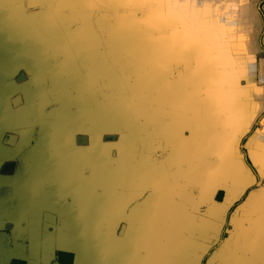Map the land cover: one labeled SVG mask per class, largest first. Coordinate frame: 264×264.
Returning a JSON list of instances; mask_svg holds the SVG:
<instances>
[{"label": "water", "instance_id": "1", "mask_svg": "<svg viewBox=\"0 0 264 264\" xmlns=\"http://www.w3.org/2000/svg\"><path fill=\"white\" fill-rule=\"evenodd\" d=\"M249 2L195 0V5L189 7L183 0L172 5L146 0H0V36L26 39L5 42H11L17 52H29L34 69L42 68V49L46 48L49 61H44L49 66L48 78L56 81L50 82V93L59 92L60 96L57 103L60 112L53 110L48 115L51 130L64 131L68 127L66 130L96 131L99 144L102 137L108 141L99 147V156L104 158L99 165L108 164L115 175L109 181L101 180L100 176L97 180L98 243L79 245L74 251H44L42 260L44 253L50 254L47 264L53 263L56 252L72 254V264L111 261L123 264L148 258L154 253L155 223H164L161 227L168 232L162 245L167 248L165 256L170 257L169 234L173 228L170 223L175 225L178 221L171 213L158 221L151 213L149 218L147 215L128 218L135 209L132 210L131 203L127 204L124 194V168L141 162L145 151L154 154L147 142L136 139L138 135L145 134L147 139L161 130L176 132L178 123H171L172 116L167 121L158 117V113L170 115V104L162 109L159 103L173 101L175 89L182 90L197 107L202 90H196V86L204 84V79L230 84L235 82V72L236 82L238 76H244L248 67L237 65L230 56L238 52L242 41L248 40L245 39L248 33L244 31L249 29L243 26L249 25L246 23L249 18L255 19L254 10L245 11L250 10ZM12 8L16 11L14 18ZM230 31H238L239 38L229 39ZM96 55L99 59L94 58ZM61 63L65 73H52L51 69ZM76 88L80 95H75ZM58 113L65 116L69 113L71 122L57 123ZM219 127L221 122L217 123ZM174 146L170 138L161 148L162 156ZM110 151L111 155L103 157ZM143 160L142 157V164L152 166V160L148 163ZM87 181L84 177L83 182ZM87 209L91 217L90 205ZM82 221L86 225H83L81 242L84 239L93 242L89 220ZM130 225L138 231L134 236L129 235ZM28 258L32 259V255L26 251L8 252L0 264H10L13 260L29 264Z\"/></svg>", "mask_w": 264, "mask_h": 264}, {"label": "crops", "instance_id": "2", "mask_svg": "<svg viewBox=\"0 0 264 264\" xmlns=\"http://www.w3.org/2000/svg\"><path fill=\"white\" fill-rule=\"evenodd\" d=\"M259 1L263 0H254V4L258 6ZM245 11L253 12L252 9ZM261 11L260 20L249 18L246 21L249 25L243 26L249 29L244 31V34L248 33L245 38L247 41L255 36V29H264V7ZM15 13V8H12L13 18ZM6 39L22 42L26 40L13 35ZM6 39L0 36V75L5 76V79L0 77L1 105L10 107L20 104L26 108V114L20 117L22 124L19 127L26 128L28 125V131H35L39 127L43 132H55L51 130L48 115L53 110L60 112L57 104L60 102L59 92L50 93V82L56 81L48 78V70L31 67L33 61L29 52L13 50L11 42H5ZM261 43L264 47V35ZM261 54L259 57L254 48L233 53L230 57L237 65L248 67L244 71V79L238 76L236 82L237 72L234 73L235 82L230 84L211 83L209 78L204 79V84L196 86V90H202V100L197 107L179 88L175 89L173 101H160L159 107L164 109L170 104L172 110L170 115L158 113V117L163 121L173 117L171 123H178L174 129L176 132L172 133L170 129L165 132L161 130L147 139L145 134L144 137L138 135L136 139L142 138L154 152L150 154L145 151L142 155L146 160L143 161L152 160V166L142 164V157L138 164L126 166L122 175V186L128 198L127 204L131 203L134 207L132 210L135 209L128 218H145V215L149 218L151 213L155 215L154 220L158 221L164 214L171 213L179 224L170 223L173 228L169 234L168 250L172 252L169 258L164 254V249L167 248L162 245L163 237H167L168 232L161 227L164 223H155L154 226L157 227L152 231L155 243V248H152L153 256L123 264H235L237 261L241 264H264V52ZM19 66H23L24 70ZM18 68L19 73L23 72L26 79L21 87L11 88L12 77ZM39 79L44 80V83L36 84ZM38 87L45 91L46 97L50 96L40 104V97L34 96ZM18 89L20 94H16ZM68 114L65 116L58 113L57 123L68 125L71 122ZM7 120L11 119L5 116L2 126ZM218 122H221L219 128ZM16 127L18 126H14ZM67 128L57 132L82 133L81 129L75 131L66 130ZM86 133L88 157L82 164L85 165L82 167L83 172L79 171L81 180L84 177L85 180L91 179L94 171L97 180L99 176L101 180L112 179L115 175L109 165H99V147L103 145L98 142V133L96 132V144L93 143L95 137L92 136L90 142L89 132ZM170 138L175 146L168 155L162 156L161 148L168 144ZM61 139L64 143L66 137L65 140L63 137ZM68 140H72V137L69 136ZM61 148L65 149L64 146ZM70 157L72 161L73 157ZM150 203L153 205H149ZM2 219L0 217V221ZM69 220L66 219L68 222ZM80 222L83 223L82 220ZM92 224L91 221L89 235L97 239V232H93ZM130 227L129 235L137 234L134 226ZM76 242L78 244V240ZM31 248L25 247L18 251H26L31 255ZM61 249L74 251L76 246L65 245ZM18 251L11 252L17 254Z\"/></svg>", "mask_w": 264, "mask_h": 264}, {"label": "flooded vegetation", "instance_id": "3", "mask_svg": "<svg viewBox=\"0 0 264 264\" xmlns=\"http://www.w3.org/2000/svg\"><path fill=\"white\" fill-rule=\"evenodd\" d=\"M22 73L20 72L19 75ZM25 79L24 77L19 82L16 78L15 86L21 87ZM2 105L0 103V217L3 218L2 220L11 222H5V227L1 226L0 228V251L14 252L25 249L33 243L44 248L49 245V242L38 243L40 236L35 233L32 220L56 219L60 218L61 213V217L65 221L66 219L72 220L70 215L73 213L65 207L75 202H81L78 195L75 197L68 195L67 198L66 195L63 196L61 192L64 188L79 195L83 192L90 204L91 217L97 215V174L94 171L92 178L83 182L84 179L81 180L79 172L82 167H85L82 164L87 161L88 137L83 136L82 133L43 132L39 127H36L35 131H28L26 130L28 125L26 128L18 126L21 122L19 121L21 115L26 114V108L24 109L20 104H13L10 107ZM5 116L11 120H7L6 124L2 126ZM14 126L18 127L14 128ZM89 135V141L91 142L92 136H94L93 143L96 144L97 133L89 132ZM69 136L72 137V140H68ZM62 137L64 140L66 137L64 143H62ZM61 146H64L65 149ZM75 153L77 154L75 155ZM70 156L73 157L72 161ZM86 183L89 184V188L86 187ZM58 190H61L60 194L57 193ZM45 200H48V205L52 204L48 211L41 207V203ZM55 202L57 207L60 206L65 211H51L54 210ZM84 213L79 212L80 215ZM43 215L48 218H43ZM20 217L27 219L24 221L27 225L14 228V222ZM78 220H75L78 225H74V230L78 231L75 239L81 242L82 231L85 227L80 222L82 219ZM66 222L68 223V221ZM63 228L60 229L63 231L71 229L69 226ZM66 239L67 242L76 241L74 238L67 237ZM63 245H66L65 242ZM60 247L58 246L55 251L61 249Z\"/></svg>", "mask_w": 264, "mask_h": 264}, {"label": "rangeland", "instance_id": "4", "mask_svg": "<svg viewBox=\"0 0 264 264\" xmlns=\"http://www.w3.org/2000/svg\"><path fill=\"white\" fill-rule=\"evenodd\" d=\"M251 1L252 2H249L250 5H251L250 6V9L254 10V13L253 14H254V17L256 18V20H260L261 19L260 14H262V11H261V13H259L260 11L259 12L257 11V6L254 4V0H251ZM255 3H256V1H255ZM263 3H264V0L263 1H259L258 2V6L260 8L264 7V5L262 6ZM232 14H233V12H232ZM257 14H258V16H257ZM263 14H264V12H263ZM263 30L264 29H262V31H260L259 29H255V36H253V38L250 41H247V43H245V44H244V41H242L239 44L240 47H239L238 51H245L246 52L247 50H250L251 48H254L255 51H258V56L261 57L262 56L261 53L264 52V47L262 46V43H261V39L263 38V35H264ZM230 32L231 33H229L227 35V36H231V37H229V39L234 40L233 36L239 38L240 34L238 33V31H234V32L233 31H230ZM137 36H139V34H137ZM247 44H248V48H246ZM42 51H43L42 52V58L45 61H49V56H46V48H43ZM99 57L100 56H97L96 55L94 58L95 59H99ZM44 60H42V64H41L42 65V69L48 70V72H50L49 69L47 68V64H46V62ZM23 65H24V63H23ZM62 66H63V64L61 63L55 69H51L52 73H54V72L55 73H62V72H64V69L61 68ZM20 67H23V66H19V68ZM19 68L16 71V73L14 74V76L12 77V80H13L12 81V86L13 87H15L14 80L16 78H17V80H19V82L22 81V79H20V78H24V76H23L24 74L23 73L21 74V77H20V75H19ZM21 70H24V67ZM1 72H2V70L0 69V73ZM1 75H2V73H1ZM1 75H0V77H3V79H5V76H1ZM42 83H44V80L39 79V81L36 84H42ZM19 90L20 89L16 90V94L20 93ZM75 95L76 96L77 95H80V92H79V89L78 88H76V90H75ZM34 96L40 97V100H38V103L39 104L41 103L42 100H47V99L50 98L49 95H48V97H46V93H45V91H43L41 89V87L36 88L35 93H34ZM45 97H46V99H45ZM87 111H88V109H84V112H87ZM94 118L95 117H93V119ZM93 119L91 120L92 122H93ZM20 123L18 124V126H20ZM24 125H25V123H24ZM82 135H85V136L88 137V134L84 130L82 131ZM107 142L108 141H104L103 140V137H102V139H101L102 145L103 146L106 145ZM123 147H124V145H123ZM108 154L111 155V151H110V153L105 154L103 157H106ZM103 159L104 158H100L101 161ZM60 191L61 190H58L57 193L60 194ZM61 194L63 196L66 195L65 196L66 198H67L68 195H70L72 197H75V195H78V199H80L81 202H79V203H76L75 202V203L71 204L70 206L68 205V206L65 207L66 209L71 210L70 212L73 213L72 215H70L71 218H72V220L70 219L68 223L65 221V219H62V217H61L62 213L59 216L61 218V220H59V218H56V219L48 218V217H45L44 215H43L44 216L43 218H48L47 220H39V219L38 220H35V219L32 220L33 221V224H34V231H35V233H38V235L40 236V237H38L39 238V241L37 240L38 243H43L44 244V243L49 242V245L47 247H45V248H40V249H38L39 244H37V243H33V244L29 245L28 246V249H29V247H32L31 248V250H32V254H31L32 255V259L31 258L30 259L28 258L29 261H30L29 264H47V262H48L47 261V258H50V257H48V256H50V254L44 253V259L42 260L43 256H41V255L43 253L41 252V250L46 251V252L54 251L56 248H58V246L63 247L64 246L63 245L64 242H65L66 245L77 246V247H79V245L85 247V246H87V243L92 246V243L93 242H90L89 243V241H85L86 239H84V241H82L81 243H78L77 244L76 241H69V242H67L66 241L67 240L66 238L69 237L70 239L71 238H74L75 239V236H76V234H77L78 231L77 230H74V225L76 224L75 220H78V219L89 220V223L92 221L93 222L92 228H94L93 232L96 233L97 232V223L100 221L98 219L99 216L96 215L97 217L96 216L89 217V213H87V211H89V209H87V208L89 207L90 204H89V201H87L86 197H84V193L83 192L81 193V195H79V194H76L74 192H70V189L65 190V188H64V190L61 192ZM51 200H52L51 202H53V199H51ZM47 202H48V200H45L43 203H41V207H43V210L46 209L48 211L49 207L52 204L51 205H48ZM60 203H62V202H60ZM54 205H55L54 206V210H51V211H54V212H63V211H65V209L63 210L60 206L57 207L56 202L54 203ZM79 212H83V213L85 212V213L83 215H80ZM23 219L24 218L21 219V217H20L19 220H17L16 222H14L15 223L14 228H16V227L17 228H20V226H22V225H23V227L25 225H27L24 222L27 219H24V220ZM5 222L9 223L11 221L1 220L0 223H2V224L0 225V228H1V226L2 227H5ZM65 226H69L71 229H69V230L67 229V231H63L62 229H60V228H63ZM28 227H29V225H28ZM89 227L91 229V226L90 225H89ZM63 229H65V228H63ZM56 233L59 234V235H57ZM24 237L28 239V237H26V236H24ZM90 238H94V237L93 236L92 237L90 236ZM97 243H98V241L96 240V242H94V245H96ZM38 250H39V252H38ZM6 254H8V253H6L4 251H0V259L5 258L6 257ZM11 254H15V253H12L11 252ZM38 257H40V258H38Z\"/></svg>", "mask_w": 264, "mask_h": 264}, {"label": "trees", "instance_id": "5", "mask_svg": "<svg viewBox=\"0 0 264 264\" xmlns=\"http://www.w3.org/2000/svg\"><path fill=\"white\" fill-rule=\"evenodd\" d=\"M73 255L64 252H56L55 259L52 264H72ZM12 264H25L24 262L15 261L11 262Z\"/></svg>", "mask_w": 264, "mask_h": 264}, {"label": "snow or ice", "instance_id": "6", "mask_svg": "<svg viewBox=\"0 0 264 264\" xmlns=\"http://www.w3.org/2000/svg\"><path fill=\"white\" fill-rule=\"evenodd\" d=\"M146 2H152V3H167L169 5H172L174 3H178L179 0H146ZM184 3H186L189 7H192L195 5V0H183ZM192 56H195V52L191 53ZM197 67L199 65V61H196Z\"/></svg>", "mask_w": 264, "mask_h": 264}]
</instances>
